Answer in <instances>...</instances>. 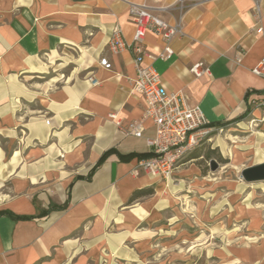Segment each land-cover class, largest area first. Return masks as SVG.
<instances>
[{
  "label": "crops",
  "instance_id": "crops-1",
  "mask_svg": "<svg viewBox=\"0 0 264 264\" xmlns=\"http://www.w3.org/2000/svg\"><path fill=\"white\" fill-rule=\"evenodd\" d=\"M173 2L0 0V264H264L263 208L239 209L242 231L229 233L235 194L248 198L245 189L253 183L221 178L219 167L204 174L192 164L202 157H189L190 167L168 181L132 173L138 156L149 153L146 139L154 128L146 119L140 138L128 134L145 110L144 98L131 90L134 55H110L106 44L115 28L133 44L128 3L145 5L173 24L177 13L164 10ZM259 2L264 27V0ZM253 6L254 0H204L191 7L182 17L184 35L170 42L166 60L157 57L163 48L157 36L147 33L143 41L154 57L143 66L160 75L167 93L181 92L184 104L198 105L211 125L208 150L257 156L243 169L264 163V77L251 73L264 58V36L255 30ZM239 49L245 55L237 65ZM102 56L111 71L98 64ZM199 62L209 75L196 79L189 68ZM183 186L194 187L209 208L203 215L195 204L200 223L227 218L222 251L198 233L193 251L178 261L170 244L156 249L165 234L179 229L170 194L178 202L187 195ZM148 188L152 195L127 203L134 191ZM220 200L229 203L221 213ZM7 214L30 219L14 221ZM213 227L212 234L218 231Z\"/></svg>",
  "mask_w": 264,
  "mask_h": 264
},
{
  "label": "built area",
  "instance_id": "built-area-1",
  "mask_svg": "<svg viewBox=\"0 0 264 264\" xmlns=\"http://www.w3.org/2000/svg\"><path fill=\"white\" fill-rule=\"evenodd\" d=\"M202 2L204 0H174L171 7L164 9L177 13L173 24L161 19L153 9L145 5L128 3V12L134 26L133 44L126 43L118 28L113 30L108 39L106 52L110 55H118L124 50L133 53L136 75L130 81L131 90L141 95L145 101L142 119L128 126V134L140 138L143 133L142 122L146 119L152 122L154 128L153 137L146 139L150 156L137 162L133 174L142 171L159 181L170 180L184 156L211 133L209 122L198 105L184 104V95L181 92L167 93L163 89L160 75L151 66H143L145 58L154 59L143 47L146 34L152 33L162 41L163 48L157 57L163 60L169 59L172 56L170 42L184 35L182 26L184 13ZM253 16L256 21V32L264 36V27L260 24L259 0H254ZM244 55L245 51L239 49L234 62L240 65ZM98 64L103 69L111 71L112 67L106 56L100 57ZM189 73L198 79L208 76L209 68L199 62L189 68ZM251 73L264 77V58L251 69ZM93 85H99L98 81ZM260 104L264 107V100ZM109 117L115 119V115Z\"/></svg>",
  "mask_w": 264,
  "mask_h": 264
},
{
  "label": "rangeland",
  "instance_id": "rangeland-1",
  "mask_svg": "<svg viewBox=\"0 0 264 264\" xmlns=\"http://www.w3.org/2000/svg\"><path fill=\"white\" fill-rule=\"evenodd\" d=\"M56 68L59 72L63 69L61 65H57ZM64 74H67L66 70ZM208 136L184 156V158L179 162L178 168L176 169L175 173H177L180 169L185 170L190 167L191 164L187 162L190 159L189 157L191 153H193L194 151H197L199 153H206L208 151V149L213 145ZM211 156V159H214L219 164V177L234 179L236 182L241 180V170L248 164L257 161L258 159L256 155L242 154V152H240L238 149L234 151L230 150L229 152L225 153L223 152L222 154L218 152L217 149H214V153ZM208 162L209 161H206L202 158L193 161L192 164H195L197 167L201 168V170L205 174L206 170L209 169ZM191 181H193V179ZM180 191L182 194L186 193V197H182L180 200H178V202H174L176 198L173 197V195L171 196L170 194L171 200L173 201L171 202V204L173 203V207L171 206V208L169 209L172 211L177 210L178 214H176L177 219H175V225H178L179 229L171 234H165L166 239L159 240L156 249H158L160 252H163V249L161 248L162 245L168 246L170 244L171 255L172 257H174V261H178L180 255H184V252L186 250L188 253L189 251H193L192 249H190L192 247L190 242H193L194 236L196 235V233H198L199 236H202V239L204 241L208 239L213 240L215 242L213 248H218V251H222L221 248L224 246V242H226V239H224V237H227V233L222 231L226 229L227 218L223 216L215 219L203 218V220H201L202 223H200L199 217L196 216L197 208L195 207V204H199L200 208H203V215L209 208L207 209V207L202 206L200 202V196H196L194 187L183 186L182 188H180ZM245 192H251V196H249L248 198H244V193L242 194L240 192H236L235 194L236 196H238L234 203L236 213L234 220H232L233 225H229V228H231L229 233L235 232L236 236L240 233V231H242L238 227L240 216H237V213H239V209H264V181L247 185ZM228 204L226 200H220V202H218L219 208L217 210H219L221 213L222 209H224L223 206L225 207ZM212 224L213 226H218L213 227L218 229V231H213L214 234H212ZM211 255L212 251H209L206 254L203 253V256L201 257V260L203 259V263H205L206 257H210ZM192 256H195V254H192ZM196 257H198V255Z\"/></svg>",
  "mask_w": 264,
  "mask_h": 264
},
{
  "label": "trees",
  "instance_id": "trees-1",
  "mask_svg": "<svg viewBox=\"0 0 264 264\" xmlns=\"http://www.w3.org/2000/svg\"><path fill=\"white\" fill-rule=\"evenodd\" d=\"M211 126V125H210ZM214 151L213 150H208L206 153H199L197 151H194L193 153H191L190 158H199L202 157L203 159H205L206 161H209L211 159V155H213ZM109 154V152H106L101 159L99 160L97 167H99L107 158V155ZM150 156V154H146V155H140L138 156L141 159H145L148 158ZM221 161V160H220ZM93 173V171H92ZM91 173V174H92ZM91 176V175H90ZM90 176L87 178L89 179ZM153 194V190L151 188L148 189H142V190H136L132 193V195L130 196L129 200H128V204H131L132 202H134L135 200L145 197V196H150ZM12 220L14 221H25V220H29V217H21V216H14L11 214H7Z\"/></svg>",
  "mask_w": 264,
  "mask_h": 264
},
{
  "label": "water",
  "instance_id": "water-1",
  "mask_svg": "<svg viewBox=\"0 0 264 264\" xmlns=\"http://www.w3.org/2000/svg\"><path fill=\"white\" fill-rule=\"evenodd\" d=\"M219 164L214 160H209V169L214 172L218 169ZM241 179L245 183H257L264 181V163L245 168L240 173Z\"/></svg>",
  "mask_w": 264,
  "mask_h": 264
}]
</instances>
